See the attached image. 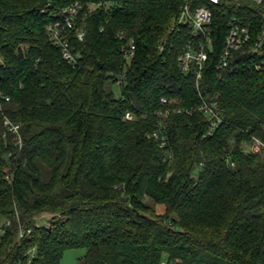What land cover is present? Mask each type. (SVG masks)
Returning a JSON list of instances; mask_svg holds the SVG:
<instances>
[{
	"label": "trees",
	"instance_id": "1",
	"mask_svg": "<svg viewBox=\"0 0 264 264\" xmlns=\"http://www.w3.org/2000/svg\"><path fill=\"white\" fill-rule=\"evenodd\" d=\"M188 1L0 0V264H61L78 248L80 264H264V152L249 150L264 142V70L215 71L230 19L259 31L264 7L213 8L201 92L224 123L211 130L178 61L189 28L170 33ZM76 2L72 66L47 29Z\"/></svg>",
	"mask_w": 264,
	"mask_h": 264
},
{
	"label": "built area",
	"instance_id": "2",
	"mask_svg": "<svg viewBox=\"0 0 264 264\" xmlns=\"http://www.w3.org/2000/svg\"><path fill=\"white\" fill-rule=\"evenodd\" d=\"M228 1L230 0H189L182 9L181 14L172 21L170 26V33L180 32L182 28H189L191 40L185 45V50L178 61L183 73L195 81V86L201 99L199 111L204 112L207 116L206 121L211 130L220 127L224 123V119L220 113L218 96L209 98L203 95L201 84L211 55L215 53V42L212 38L211 30L214 16L213 8ZM236 1L238 2L237 6L243 9L247 8V4L252 5V9L256 10L264 7V0ZM82 9L83 6L79 2L67 7L58 14L59 19L55 23L50 24L47 29L50 39L60 49L63 60L72 66L78 64L79 55L75 53L71 46L69 33L74 30ZM77 37L79 41H82L84 32H78ZM120 38L122 40L123 35ZM165 47V45L162 46L160 50L163 52ZM135 50L133 41L128 43L127 47L123 46V51H126V55L129 58L134 56ZM4 65L5 60L0 56V66ZM263 70L264 27L256 31L252 23L247 22L246 19L233 16L229 21L227 34L223 40L215 66L217 77L225 79L241 72H261ZM2 101L9 102L10 97L0 92V102ZM162 101L167 103L165 99ZM133 119V114L128 113L126 115L127 121ZM5 126L8 128V132L14 135L15 145L21 147L22 137L19 126L12 124L8 119L5 121ZM249 148H253V150L250 149L253 152H264V142L255 139ZM42 218L49 219L50 216ZM44 221L46 226L49 227V221ZM6 225L9 226L10 222ZM30 233L31 231L27 233L21 231L19 238L23 239L25 235ZM2 234L3 229L0 227V235Z\"/></svg>",
	"mask_w": 264,
	"mask_h": 264
},
{
	"label": "rangeland",
	"instance_id": "3",
	"mask_svg": "<svg viewBox=\"0 0 264 264\" xmlns=\"http://www.w3.org/2000/svg\"><path fill=\"white\" fill-rule=\"evenodd\" d=\"M247 8L243 9L244 12H253L256 9H252V5L247 4ZM109 90H112L116 96L120 95V87L117 85L109 84L107 86ZM251 148H249L250 150ZM253 150V148L251 149ZM158 213H164V207L157 208ZM86 255L85 249H69L64 253L61 264H80V259Z\"/></svg>",
	"mask_w": 264,
	"mask_h": 264
}]
</instances>
